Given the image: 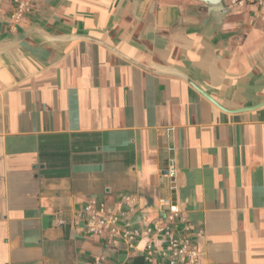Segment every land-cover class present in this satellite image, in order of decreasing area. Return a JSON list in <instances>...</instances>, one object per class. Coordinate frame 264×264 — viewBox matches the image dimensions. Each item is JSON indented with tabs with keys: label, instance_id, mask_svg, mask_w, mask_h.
Here are the masks:
<instances>
[{
	"label": "crops",
	"instance_id": "1",
	"mask_svg": "<svg viewBox=\"0 0 264 264\" xmlns=\"http://www.w3.org/2000/svg\"><path fill=\"white\" fill-rule=\"evenodd\" d=\"M229 3L39 0L15 28L0 17V264L167 252L87 235V201L123 194L131 229L175 205L203 231L200 264H264V20Z\"/></svg>",
	"mask_w": 264,
	"mask_h": 264
},
{
	"label": "built area",
	"instance_id": "2",
	"mask_svg": "<svg viewBox=\"0 0 264 264\" xmlns=\"http://www.w3.org/2000/svg\"><path fill=\"white\" fill-rule=\"evenodd\" d=\"M38 1L0 0V17L7 16L8 24L15 28L28 19ZM229 7L248 10L254 13L255 19L264 20V0H230ZM175 173L174 165L170 164L167 175L175 179ZM135 209L136 198L130 194H123L114 207L94 199L87 201L82 208L87 235L103 239L105 247H119L124 243L132 250L138 249L141 237L157 236L166 244L167 252L158 256L153 242H146L143 249L145 264L201 263L203 251L198 240L202 237L203 231L191 225L188 218L175 205L170 204L171 211L167 224L153 221L143 231L131 229L130 224L123 221L127 215L135 213Z\"/></svg>",
	"mask_w": 264,
	"mask_h": 264
},
{
	"label": "water",
	"instance_id": "3",
	"mask_svg": "<svg viewBox=\"0 0 264 264\" xmlns=\"http://www.w3.org/2000/svg\"><path fill=\"white\" fill-rule=\"evenodd\" d=\"M179 76L183 77L186 81H188L198 92H201L203 95H205L211 102H213L214 104L219 105L220 107H222L217 101H215L209 94L208 92H206L203 88H201L200 86H198L194 81H192V79H190L189 77L183 75V74H178ZM223 108V107H222Z\"/></svg>",
	"mask_w": 264,
	"mask_h": 264
}]
</instances>
